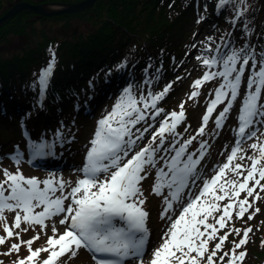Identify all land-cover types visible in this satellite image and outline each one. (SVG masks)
<instances>
[{"label": "snow or ice", "instance_id": "snow-or-ice-1", "mask_svg": "<svg viewBox=\"0 0 264 264\" xmlns=\"http://www.w3.org/2000/svg\"><path fill=\"white\" fill-rule=\"evenodd\" d=\"M232 2L218 0L217 12ZM246 11V7L236 10L231 21L233 27ZM203 19L201 17L197 23ZM206 39L215 43L211 36ZM192 47L197 46L193 44ZM49 51L51 58L37 78L41 97L49 87L56 66V54L51 48ZM196 59L208 70L193 82L191 87L194 90L188 99L199 97L200 89L207 82L220 79L221 83L208 101L201 126L187 139H180L181 134L176 131L186 119L185 101L181 102L179 112L164 114L158 127L155 123L137 127L149 118L156 122L164 113V109L157 105L171 90L170 82L162 91L149 92L139 98L131 87L123 90L111 111L97 121L85 162L77 170L81 175L74 184L55 174L43 180L26 177L19 167L24 159L23 153L16 146L8 157L17 166L16 171L0 169L4 177L0 180V228L4 232L0 235V246L13 238L18 242L0 254H18L21 247L26 246L29 254L18 257L13 264H58L62 257L75 258L80 249L90 254L94 264H242L247 252L238 250L249 242L253 229L232 227L223 235L219 233L228 227L234 214L237 219H243L249 213L255 201L261 199L257 189L264 191V139H261L264 134H257V126L264 125V103L261 102L264 52L257 59L255 48L247 43L237 49L225 42L223 46L216 44L215 48L207 45ZM246 71L248 76L237 116L238 126L233 130L236 139L230 151L221 153L226 155L225 162L216 165L214 174L207 178L198 169L206 155L208 142L201 140L195 151H189V148L193 141L205 135L213 113L226 101L214 120L216 129L223 128L240 97ZM180 79L182 77L178 76L177 80ZM149 109L152 110L150 117ZM21 127H24L23 122ZM61 135L58 131L57 138ZM25 137L28 139L29 164L52 154L54 144L36 143L27 132ZM145 140L147 142L141 147L138 142ZM247 140L254 142L244 149ZM237 160L241 162L237 163ZM150 168L155 169L152 193L162 197L160 218L166 221L162 242L151 250L148 248L149 213L143 207L146 197L141 187ZM242 193H246L244 198H241ZM250 197L253 198L251 202ZM258 212L259 209H255L248 219H253ZM5 213L15 214L11 224ZM56 217H59L58 221ZM49 221L52 235L47 236L46 246L33 249L32 245L40 239L41 233L47 235ZM57 223L63 227V232ZM22 224L25 227L22 228ZM35 226L41 231L26 241L20 239L21 232L35 231ZM232 234L240 239L233 241L229 251L218 255ZM210 244H213L211 248ZM261 246L264 247V240ZM41 253L48 255L40 260Z\"/></svg>", "mask_w": 264, "mask_h": 264}, {"label": "trees", "instance_id": "trees-1", "mask_svg": "<svg viewBox=\"0 0 264 264\" xmlns=\"http://www.w3.org/2000/svg\"><path fill=\"white\" fill-rule=\"evenodd\" d=\"M24 1L37 4L83 0H0V16L8 6ZM206 1L205 19L215 41L212 47L228 42L238 49L247 43L255 48L259 59L264 52V0H233L219 13L218 0ZM245 7L247 11L233 27L236 10ZM195 11V0H98L91 9L78 14L49 18L21 12L0 28V45L9 43L8 37H16V45H27L12 56L8 49L0 53V102L10 103L18 96L21 105H31L38 93L39 62L51 57V48L58 60L61 53L63 65L57 64L47 89V115L51 118L42 119L48 121L55 133L64 130L72 135V118L84 115L80 114V107L93 102L90 96H100L108 81L117 80L121 86L133 73L140 80L148 62H152L154 79L163 68L160 63L167 65L173 55L180 56L184 27L194 21ZM170 73L168 69L165 76ZM115 87L112 84L110 88ZM2 122L9 120L0 113ZM42 126L45 127L43 123ZM37 135H41L39 131ZM0 143H4L2 138ZM262 221L264 212L254 216V233L247 245L250 249H254V241L264 239ZM256 264H264V257L256 259Z\"/></svg>", "mask_w": 264, "mask_h": 264}, {"label": "rangeland", "instance_id": "rangeland-1", "mask_svg": "<svg viewBox=\"0 0 264 264\" xmlns=\"http://www.w3.org/2000/svg\"><path fill=\"white\" fill-rule=\"evenodd\" d=\"M194 25L191 24L190 26L188 25V26H185L184 28L186 30V37L188 39H189V35H190L189 42L191 43L193 41V43L196 44L197 47L194 49H191L193 51L190 50V56H188L189 57L188 61L181 67L179 74H176L177 77L178 76L182 77V79L177 80V82H176L177 87L172 89L170 95L165 96V98L161 104H163V102H165L167 105L164 109V113L161 114L162 116L157 117V121L155 123L156 126L158 127V121L160 120L161 117L163 118L164 114L170 113L171 111L179 112V110H180L179 106H180L181 102L185 101L186 103L184 104V110H185L186 119L176 129V131L181 134V137H179L180 139H187L190 136H193L196 134V131L201 126L202 117L205 114L208 101L211 98H213L214 89L216 87H218V85L221 83L220 79H215V80H212L210 82H207L200 89V96L199 97H197L194 100L188 99L189 94L191 93V91L194 90L191 87L193 82L196 79L201 78L203 73L208 70L204 66H202L200 61H198L196 59V56L200 55L201 52H203V50L205 49V47L210 44L209 41L206 39L207 38L206 36H208V35H206L205 33H200V32H202L201 31L202 29L207 30L208 27H207V24L204 22L201 25V27L197 28L196 31L193 33L192 31H193ZM45 33H47V31ZM15 38L16 37H8L7 39H9V43L3 44L4 46L0 45V53H3V49H8L10 51V56H12V54L21 53L24 50L26 43H24L23 47H21L23 42H21L19 45H14ZM16 41L19 42V40H16ZM186 41H187V39H185V37H184L183 43H185ZM201 42H203V43H201ZM20 49H21V51H20ZM184 50H185V52L186 51L189 52V48L187 50L185 48V49H183V51ZM16 51H19V52H16ZM183 51H182V54H183ZM59 52H60V50H59ZM204 54H208V53L204 52ZM191 56H192V58H190ZM59 57H60V59L57 60L56 63H58L59 65H63V63L61 62L63 59V56H59ZM39 66H40V68L42 67L40 64H39ZM180 74H182V75L180 76ZM169 83L166 82V85ZM174 83H172V84H174ZM178 87H179V90H177ZM160 91H162V89ZM151 92L154 93V90H151ZM210 93H212L213 95H209ZM224 106H225V104H221L217 107L216 111L213 113L212 122H209V125L207 126L205 135L203 137H198L197 140L193 141V144L189 148V151H195L197 148H199V144H200L201 140H206L208 142L207 152H206L204 160L202 161V164L200 166V168H201L202 165L205 163V166H203L202 172L207 178H210L214 174V172H213L214 167L218 164L225 162V159H226V155L218 154V156H214V154L217 152L218 149L216 150V148H217L216 144H214V145L212 144L213 142H215L216 139H211V137L213 135L217 134L218 130H219V129H216V126L214 123L215 117L220 111L223 110ZM108 111H111V109H109L108 107L104 110L98 109L94 116H92V117L89 116L86 119H84L83 122H81V125L83 128L81 131V136L86 138V140L88 139V141H87V143H83L82 145H79L80 147L75 146V150H77L79 148L78 151H80V155H84V152L86 151V148L88 146L89 141L93 138V134L95 132L94 129L96 127L97 121L100 118H102V116H104ZM46 115H47V110H46ZM257 127H258V133H257L258 136H261V134H264V125H258ZM185 128L188 129L187 132H185ZM223 128H225V127H223ZM222 132L225 133L226 131L223 129ZM224 135H225L226 141L228 138L229 139L228 142L231 145L234 144V141L236 139L235 137L230 139L229 136L227 137V134H224ZM146 136H147V134H146ZM169 139H171V138H169ZM261 139H264V136H261ZM146 142H147V140L141 141L138 143L140 144L141 147H143V145ZM253 142H254L253 140L245 141L243 144L244 149H248V145H250ZM211 144L213 147L209 146ZM136 150L138 151L139 148H137ZM78 151L72 152L71 157L76 158ZM228 151H230V149ZM214 159H216V160H215L214 164L212 165L211 160H214ZM9 160H11V159H9ZM236 162L240 163L241 161L237 160ZM26 167H27V161L23 160L22 166H20V170L22 171V173L26 177L35 176V177L40 178L41 180L48 178L50 176V174H55L57 177H62L64 180L71 181L74 184L76 179L78 177H80V174L77 170H68L67 168L63 167V165H59V164L53 163V162H38L37 163V169L33 170V171H28L26 169ZM3 168H7L9 171H12V172L16 171V166H14L13 161L12 162H5V161L0 160V169H3ZM149 173L150 174L148 175L147 179L142 181L141 187H142V190L144 193V197H146V203L144 204L143 207L149 213V216L147 219V227L150 231L151 243L149 244L150 245L149 250H151L152 248L158 246V243L162 242L161 236H162L163 230L165 229L166 221L161 220V218H160V214H161V211L163 209L162 197L157 196V195L152 193V186H153V183L155 181V171L153 173H151V168H150ZM3 178H4L3 172L0 171V180H2ZM262 183H264V181H262ZM259 195H260L261 199L256 200L255 201L256 203H254L253 207L251 208V212H253L257 208L259 209V212L256 214H262L264 212V191H260V189H259ZM245 196H246V193L241 194V198H244ZM249 200L251 202L253 200V198L250 197ZM224 203H227V201H225ZM5 215L7 216L9 224H11L15 214L14 213H5ZM248 215H249V213L245 214L243 219H237L235 214H234L232 221L228 224V227L221 230L219 234L223 235L225 232H227L229 230V228H232V227L240 228V229L251 227L254 218L249 220ZM55 220L58 221L59 217H56ZM48 223H49V227L46 230L47 235H45L44 233H41L40 239L36 240L34 242V244L32 245L33 249L46 246L47 236L52 235L51 226H50L51 221H49ZM152 225L156 229L154 227H151ZM21 227L23 228V227H25V225L22 224ZM63 230L64 229L60 230V232H63ZM17 231H19V230H17ZM40 231H41L40 227L35 226V231L30 229L27 232H21L20 239L26 241V240L32 238L34 235H36L37 232H40ZM253 233H254V230L249 234L250 239L252 238ZM241 234H242V232H241ZM0 235H4L2 228H0ZM239 239H240V237L236 236L235 234L230 235L228 240L225 242V245L223 247L222 252L218 253V255H222L223 252L229 251L233 246V241L238 242ZM250 239H249V241H250ZM261 239H263V238H261ZM261 239L253 242L252 245L254 246V249H250L247 246L248 245V243H247L246 246H244L242 249L238 250V251H246L247 252V255L244 258L242 264H256V259L264 257V247L261 246V241H262ZM16 242H18V241L15 238L8 240L4 245L0 246V253L7 252L9 250L11 244L16 243ZM216 242H218V241H216ZM212 246H213V244H210V248ZM28 254L29 253H28L27 247L22 246L20 249V252L18 254L17 253H12V255L0 254V261H2L3 264H13V261L17 260L18 257L24 258ZM47 255H48V253H41L40 260L45 259L47 257ZM69 255H70V253H69ZM66 261H67V264H88V259H86V257H84V253L82 252L81 249L79 250V252L75 258L68 260V256L62 257L60 259V261L58 262V264H65Z\"/></svg>", "mask_w": 264, "mask_h": 264}, {"label": "water", "instance_id": "water-1", "mask_svg": "<svg viewBox=\"0 0 264 264\" xmlns=\"http://www.w3.org/2000/svg\"><path fill=\"white\" fill-rule=\"evenodd\" d=\"M98 0H83L75 3H51L31 4L20 2L12 5L2 16H0V28L12 17L20 12L29 11L41 17H55L60 15L78 14L91 9Z\"/></svg>", "mask_w": 264, "mask_h": 264}, {"label": "bare ground", "instance_id": "bare-ground-1", "mask_svg": "<svg viewBox=\"0 0 264 264\" xmlns=\"http://www.w3.org/2000/svg\"><path fill=\"white\" fill-rule=\"evenodd\" d=\"M57 227H58L60 230H62V229H63V227L59 226V224H58V223H57ZM88 264H90V263L88 262Z\"/></svg>", "mask_w": 264, "mask_h": 264}]
</instances>
